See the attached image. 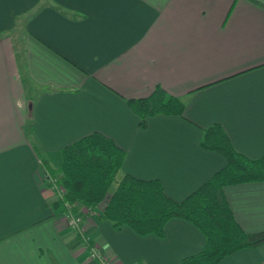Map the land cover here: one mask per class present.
Here are the masks:
<instances>
[{
	"label": "crops",
	"instance_id": "1",
	"mask_svg": "<svg viewBox=\"0 0 264 264\" xmlns=\"http://www.w3.org/2000/svg\"><path fill=\"white\" fill-rule=\"evenodd\" d=\"M156 87L181 117L141 129L126 100ZM213 124L264 157V0H0V264H97L56 206L61 148L100 133L125 152L120 178L181 202L225 164L198 145ZM220 193L244 232L264 230V182ZM104 204L72 213L106 262L181 264L204 245L181 218L162 237L114 228ZM218 264H264V244Z\"/></svg>",
	"mask_w": 264,
	"mask_h": 264
},
{
	"label": "trees",
	"instance_id": "2",
	"mask_svg": "<svg viewBox=\"0 0 264 264\" xmlns=\"http://www.w3.org/2000/svg\"><path fill=\"white\" fill-rule=\"evenodd\" d=\"M126 104L141 129L149 117H181L183 111V104L159 87L147 97L126 100ZM198 145L220 154L225 164L183 201L167 198L158 180H139L126 174L108 196L125 152L100 133L87 134L59 150L62 193L56 206L62 208L65 203L72 211L79 203L92 210L105 201L100 217L114 228L125 225L139 236L162 237L168 220H186L203 236L204 245L197 254L183 258L181 264H218L236 251L263 245L264 230L244 232L220 190L227 185L264 182V157L252 159L236 151L218 124L202 130Z\"/></svg>",
	"mask_w": 264,
	"mask_h": 264
},
{
	"label": "built area",
	"instance_id": "3",
	"mask_svg": "<svg viewBox=\"0 0 264 264\" xmlns=\"http://www.w3.org/2000/svg\"><path fill=\"white\" fill-rule=\"evenodd\" d=\"M50 183H51L53 189H55V192L60 197L61 193H62V189H61L60 185L54 184L55 182L52 180H50ZM63 206L65 208L64 218L66 220L67 226L71 230H74L76 233H78V235L81 237L84 245L88 249L89 258L97 261V264H111V263L106 262L102 259V256L96 247H94L93 245H90L88 237L85 236V234H84V232L80 226L81 217L76 216L72 213L70 205L64 203Z\"/></svg>",
	"mask_w": 264,
	"mask_h": 264
},
{
	"label": "rangeland",
	"instance_id": "4",
	"mask_svg": "<svg viewBox=\"0 0 264 264\" xmlns=\"http://www.w3.org/2000/svg\"><path fill=\"white\" fill-rule=\"evenodd\" d=\"M119 179H120V174L117 173L116 176H115V180H114V182L112 183V185L110 186V188H109V190H108V193H111V192L114 190V188H115V186H116V182H117Z\"/></svg>",
	"mask_w": 264,
	"mask_h": 264
}]
</instances>
